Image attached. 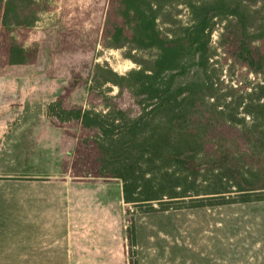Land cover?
<instances>
[{"label": "trees", "instance_id": "1", "mask_svg": "<svg viewBox=\"0 0 264 264\" xmlns=\"http://www.w3.org/2000/svg\"><path fill=\"white\" fill-rule=\"evenodd\" d=\"M50 11L51 62L66 52L84 60L75 79L83 104L60 95L47 107L67 146L63 170L120 182L130 246L134 214L264 201V0H0V73L37 61L29 31ZM223 21L226 85L210 44ZM98 44L124 48L138 67L87 64ZM124 93L132 104H121ZM133 255L127 264H137Z\"/></svg>", "mask_w": 264, "mask_h": 264}, {"label": "rangeland", "instance_id": "2", "mask_svg": "<svg viewBox=\"0 0 264 264\" xmlns=\"http://www.w3.org/2000/svg\"><path fill=\"white\" fill-rule=\"evenodd\" d=\"M178 8L181 12L176 17L180 22L185 23L188 19V11L184 6ZM55 14L52 11L42 13L29 31V41L38 42L40 45L37 61L29 66H11L0 73V111L14 113L31 111L39 115L41 113L40 116L46 112L45 123H40L41 127L38 125L43 131L41 132L43 142L36 145L32 140L19 143L11 141L4 150L0 142V152L4 153L8 160L12 159L11 163H5L4 158L1 157L0 166L3 171L12 172L17 168L22 172L49 173V169L54 165L48 160L54 159L55 155L64 173L62 159L67 146L61 140L62 130L50 123L47 107L60 95L66 97L67 106L83 104L80 99L82 84L76 85L75 79L78 78V72L82 71L84 60L81 56H72L66 52L51 62L50 50L54 45L52 24ZM224 23L223 21L216 24L210 36V44L216 49L214 58H220L224 64L219 79L226 85L230 83L227 73L228 64L223 60V53L219 47ZM159 26L164 29L167 25L159 21ZM125 53L124 48H109L98 44L96 51L86 58V63L93 61L106 64L118 74H124L138 67L137 63L126 57ZM142 54L147 55L138 52L136 56ZM50 67H54L51 75H49ZM240 75L245 74L236 71L234 77ZM247 77L250 80L255 79L252 73ZM260 82L264 83V81ZM116 93L117 89L114 87L110 94ZM121 104L123 106L132 104L127 93L123 94ZM24 134L29 137L31 135L29 130L24 131ZM72 182L79 183V186L86 187L84 189L90 192L91 202L82 213L88 216L86 220L89 225H94L96 237L111 240L110 263L122 264L121 255L116 258L118 254L116 250L119 248L114 240L116 230L128 225L126 220H129V215L124 213V204L122 203V206L119 204L120 182L115 179L91 182L72 179ZM132 217L135 246L129 245L124 230L122 235L125 256L128 259L129 254L133 252L137 264H264V201L182 208L166 212L134 214Z\"/></svg>", "mask_w": 264, "mask_h": 264}, {"label": "crops", "instance_id": "3", "mask_svg": "<svg viewBox=\"0 0 264 264\" xmlns=\"http://www.w3.org/2000/svg\"><path fill=\"white\" fill-rule=\"evenodd\" d=\"M40 115L0 111L2 149L11 141L43 142L38 125L45 123L46 112ZM3 154L0 159L11 163ZM57 160L55 155L48 160L54 167L45 174L3 171L0 166V264H111V240L96 237L94 225L82 213L91 202L90 192L72 182ZM123 230L124 226L116 230L114 242L120 249L116 258L121 255L122 264H127Z\"/></svg>", "mask_w": 264, "mask_h": 264}]
</instances>
